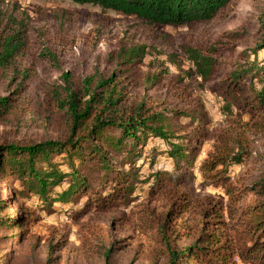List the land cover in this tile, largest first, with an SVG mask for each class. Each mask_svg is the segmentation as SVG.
Returning <instances> with one entry per match:
<instances>
[{
	"label": "trees",
	"instance_id": "trees-1",
	"mask_svg": "<svg viewBox=\"0 0 264 264\" xmlns=\"http://www.w3.org/2000/svg\"><path fill=\"white\" fill-rule=\"evenodd\" d=\"M72 1L165 29L211 22L234 0ZM32 32L29 12L18 3L0 0V84L8 94L0 97V125L9 117L32 112L26 93L39 77V65L61 71L57 79L42 85L46 134L36 139H0V182L13 194L0 195V264H23L15 254L39 220L28 205L33 199L48 210H56L54 204L81 205L75 215L78 220L92 210L111 213L130 207L139 187L151 182L149 196L172 195L163 212L138 211L158 246L151 264H238L237 260L264 264V170L249 184L235 182L239 188L230 175L231 168L242 166L252 155L250 137L238 130L264 133V65L249 62L247 51L240 52L235 62H225L236 56L242 35L224 33L209 47L184 45L181 53L167 54L168 63L156 60L153 45L123 42L107 54L101 63L104 69L99 64L81 78L62 71L63 63L47 47L35 54ZM262 48L264 43L253 55ZM172 67L178 75L167 80ZM198 89L218 99L227 129L211 133L206 103L192 97ZM137 90L143 94H134ZM150 92L163 94L164 99L156 102ZM182 120L189 123L183 125ZM193 126V131H186ZM150 140L167 146L162 152L152 149L150 167L156 154H164L172 160L177 177L170 171H152L141 179L135 165L147 158ZM208 141L212 150L199 170L207 186L227 188V204L212 195L197 198L179 193L187 181L182 176L194 177L191 170ZM121 162H128L130 169L121 168ZM249 194L255 201L242 206ZM188 217L198 219L185 234L191 242L181 246L183 239L173 223ZM66 245L65 237L50 244V261ZM118 248L120 241L104 247L107 263Z\"/></svg>",
	"mask_w": 264,
	"mask_h": 264
},
{
	"label": "rangeland",
	"instance_id": "rangeland-1",
	"mask_svg": "<svg viewBox=\"0 0 264 264\" xmlns=\"http://www.w3.org/2000/svg\"><path fill=\"white\" fill-rule=\"evenodd\" d=\"M10 4L18 3L23 10H27L31 17L32 48L35 54H39L43 47L50 49L62 65V71H69L78 77H85L100 64L104 69L105 57L115 51L123 42L144 43L157 47L156 60L166 62L168 53H181V47L187 46H211L219 36L227 32H237L243 39L235 46V57H229L226 63L235 62L237 55L242 51L250 54L249 62L257 61L264 65V48L253 55L254 49L262 45L264 39V0H234L233 3L215 20L211 22L196 23L190 27H158L147 26L135 17H128L114 11L104 12L99 7L92 5H78L72 0H8ZM150 61L147 57L146 63ZM245 62V61H244ZM48 63V62H44ZM39 77L30 85L26 96L32 100L33 110L28 115L9 117L5 124L0 125V139H36L44 136V113L42 100L45 98L42 85L45 81H54L61 75V71L53 70L47 65H39ZM146 70V68H144ZM167 80L175 79L178 71L174 67L170 69ZM143 94L141 90L133 92ZM8 95L5 86L0 84V97ZM149 95L156 102H161L164 95L150 92ZM196 101L202 100L212 116L211 133H219L229 127L226 118L220 113L218 99L206 90H195L193 96ZM248 119L243 120L246 123ZM183 125L189 123L182 120ZM180 125V122H179ZM196 126V125H195ZM187 130L193 131L194 127ZM244 131L250 137L252 155L242 166L231 168V177L234 187L235 182L249 184L255 181L264 170V133L256 135L248 129ZM186 133V132H184ZM3 141V140H0ZM213 143L208 141L195 167L191 170L193 178H186V182L179 189L180 192H188L190 196L203 198L212 195L218 200L228 203L227 188L207 186L200 173L199 167L212 150ZM152 149L162 152L167 146L159 140H150L145 148L147 158L136 163L140 167V177L152 171H170L177 177L173 170V162L164 154L154 156L153 167H150V155ZM121 168L129 170L128 162H121ZM151 168V169H150ZM190 183L189 186H186ZM151 183L141 185L135 194L134 202L130 207H122L111 213H99L89 211L85 216L75 220V215L81 211L82 206L54 204L52 209L43 208V205L33 199L28 205L36 212L37 222L32 224L31 234L23 243L18 253L15 254L17 262L23 264H151L153 252L158 249L156 240L151 231L143 226L142 209H153L163 212L166 205L170 204L172 195L163 193L155 198L149 196ZM0 195L11 198L13 194L0 182ZM153 198V199H152ZM255 201L252 194L245 196L241 202L244 206ZM196 217H188L173 223L176 234L183 240L179 245H188L191 240L185 238V234L195 227ZM65 237L67 245L52 257L50 261L48 246L56 244ZM120 241V248L112 255L109 263L102 255L104 247L110 243ZM34 245V247H33ZM238 264L242 263L237 260Z\"/></svg>",
	"mask_w": 264,
	"mask_h": 264
}]
</instances>
